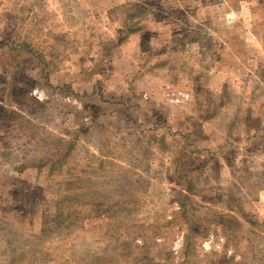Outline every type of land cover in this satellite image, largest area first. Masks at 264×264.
Instances as JSON below:
<instances>
[{
  "label": "rangeland",
  "instance_id": "1",
  "mask_svg": "<svg viewBox=\"0 0 264 264\" xmlns=\"http://www.w3.org/2000/svg\"><path fill=\"white\" fill-rule=\"evenodd\" d=\"M0 264H264V0H0Z\"/></svg>",
  "mask_w": 264,
  "mask_h": 264
},
{
  "label": "built area",
  "instance_id": "2",
  "mask_svg": "<svg viewBox=\"0 0 264 264\" xmlns=\"http://www.w3.org/2000/svg\"><path fill=\"white\" fill-rule=\"evenodd\" d=\"M178 96H181V97H178ZM178 96H175V99H174V101L177 103V102H179V101H181L182 100V98H187V96L186 95H181V93L178 95ZM179 98H181V99H179Z\"/></svg>",
  "mask_w": 264,
  "mask_h": 264
},
{
  "label": "trees",
  "instance_id": "3",
  "mask_svg": "<svg viewBox=\"0 0 264 264\" xmlns=\"http://www.w3.org/2000/svg\"><path fill=\"white\" fill-rule=\"evenodd\" d=\"M182 213V212H181ZM188 238L184 237L183 247L186 248L189 243H187Z\"/></svg>",
  "mask_w": 264,
  "mask_h": 264
}]
</instances>
